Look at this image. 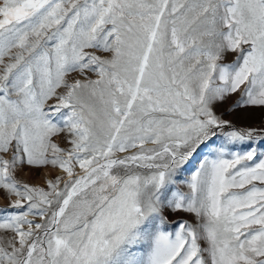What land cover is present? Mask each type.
Returning <instances> with one entry per match:
<instances>
[{"label":"snow or ice","instance_id":"1","mask_svg":"<svg viewBox=\"0 0 264 264\" xmlns=\"http://www.w3.org/2000/svg\"><path fill=\"white\" fill-rule=\"evenodd\" d=\"M256 109L264 0H0V264H264Z\"/></svg>","mask_w":264,"mask_h":264},{"label":"rangeland","instance_id":"2","mask_svg":"<svg viewBox=\"0 0 264 264\" xmlns=\"http://www.w3.org/2000/svg\"><path fill=\"white\" fill-rule=\"evenodd\" d=\"M232 57L229 56L228 60H231ZM261 109H256L252 111H246L240 113L239 117H226L228 119H232L235 124L239 127H256L259 128L261 126H264L261 124V118H260V113ZM45 169H25L21 174L20 178L23 179L24 181L30 183V184H36L38 183L39 179L42 176V173ZM39 184H43V182L40 181ZM0 207H4L7 205L8 201L3 198L2 195H0ZM187 218V217H185Z\"/></svg>","mask_w":264,"mask_h":264},{"label":"bare ground","instance_id":"3","mask_svg":"<svg viewBox=\"0 0 264 264\" xmlns=\"http://www.w3.org/2000/svg\"><path fill=\"white\" fill-rule=\"evenodd\" d=\"M47 171H48L47 169H45V170L43 171L41 178L38 180L39 182L36 183V184H39L40 181L44 183V179H45V175L47 174ZM0 198H1V196H0ZM1 199H2V198H1ZM2 200H3V199H2Z\"/></svg>","mask_w":264,"mask_h":264}]
</instances>
